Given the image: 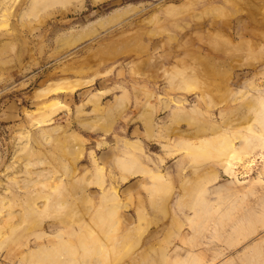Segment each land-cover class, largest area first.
<instances>
[{
    "label": "rangeland",
    "instance_id": "rangeland-1",
    "mask_svg": "<svg viewBox=\"0 0 264 264\" xmlns=\"http://www.w3.org/2000/svg\"><path fill=\"white\" fill-rule=\"evenodd\" d=\"M0 264H264V0H0Z\"/></svg>",
    "mask_w": 264,
    "mask_h": 264
},
{
    "label": "bare ground",
    "instance_id": "bare-ground-1",
    "mask_svg": "<svg viewBox=\"0 0 264 264\" xmlns=\"http://www.w3.org/2000/svg\"><path fill=\"white\" fill-rule=\"evenodd\" d=\"M110 21H111V20H110ZM100 27H102V26L100 25ZM91 34H92V33L90 32V35H91ZM86 38H87V36H86ZM96 76H97V75H96ZM94 78H95V77H94ZM91 80H93V78H92ZM91 80H90V81H91ZM90 81H89V82H90ZM76 82H79V80H78V81L76 80ZM76 82H75V83H76ZM80 82H81V81H80ZM80 82H79V83H80ZM83 82H84V81H83ZM85 83H86V81H85ZM87 83H88V82H87ZM68 84H69V82H68ZM89 84H90V83H89ZM71 85H72V84H71ZM71 85H70V86H71ZM78 85H79V84H78ZM80 85H81V84H80ZM82 85H83V84H82ZM58 86L60 87L61 85H58ZM62 87H63V86H62ZM67 87H68V86H67ZM67 87H66V88H67ZM72 87H73V86H72ZM64 88H65V87H64ZM77 88H78V86H77ZM51 89H52V88H51ZM62 89H63V88H62ZM73 89H74V88H73ZM56 90H58V89H56ZM66 90H68V89H66ZM53 92H54V91H53ZM36 97H37V96H36ZM51 104H53V103H51ZM53 105H54V104H53ZM61 107H62V106H61ZM107 116H108V115H107ZM177 119H178V118H177ZM111 120H113V119H111ZM180 120H181V119H180ZM186 121H187V119H186ZM111 122H112V121H111ZM109 123H110V122H109ZM112 123H113V122H112ZM110 124H111V123H110ZM108 125H109V124H108ZM147 126L150 127V125H148V124H147ZM108 127H110V126H108ZM146 128H147V127H146ZM127 145H128V144H127ZM130 146H131V145H130ZM130 146H129V147H130ZM132 147H133V146H132ZM134 148H135V147H134ZM135 149H136V148H135ZM195 152H196V151H195ZM196 153H197V152H196ZM229 154H230V153H229ZM190 155H191V154H190ZM232 155H233V154H232ZM191 156H192V155H191ZM230 157H232V156L230 155ZM195 162H196V161H195ZM120 163H121V162H120ZM228 165H229V163H227V166H228ZM121 167H122V166H121ZM126 168H127V167H126ZM121 169H122V168H121ZM225 169L227 170L228 167L225 168ZM225 169H224V170H225ZM125 170H130V168L125 169ZM125 170H123V171H125ZM125 172H126V171H125ZM130 172H131V171H130ZM230 172H231L230 174H233L232 171H230ZM134 173H136V172L134 171ZM230 176H231V175H230ZM232 176H233V175H232ZM233 177H234V176H233ZM210 183H211V182H210ZM201 186H202V184H201ZM202 189H203V187H202ZM115 194H116V193H115Z\"/></svg>",
    "mask_w": 264,
    "mask_h": 264
}]
</instances>
